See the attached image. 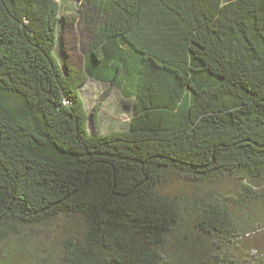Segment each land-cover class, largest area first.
I'll return each mask as SVG.
<instances>
[{"label": "trees", "instance_id": "16d2710c", "mask_svg": "<svg viewBox=\"0 0 264 264\" xmlns=\"http://www.w3.org/2000/svg\"><path fill=\"white\" fill-rule=\"evenodd\" d=\"M93 80L124 97L126 126L102 130L106 98L91 110L85 98ZM170 174L234 177L240 203L264 207V0H0L4 263L19 249L51 264L34 243L78 217L86 229L59 264H170L185 221L218 240L206 264H242L227 252L252 233L249 216L239 227L212 191L170 195Z\"/></svg>", "mask_w": 264, "mask_h": 264}, {"label": "rangeland", "instance_id": "374dc122", "mask_svg": "<svg viewBox=\"0 0 264 264\" xmlns=\"http://www.w3.org/2000/svg\"><path fill=\"white\" fill-rule=\"evenodd\" d=\"M105 88V85L101 82L94 80L88 82L85 90L88 109L91 110L96 103L101 101L100 99L106 98L104 102L101 101L104 104L101 109L102 130L110 131L112 128L116 129L118 125H120L119 128L126 126L131 119V113L129 110H122L124 97L116 91L110 93V95H105ZM222 178L220 181L192 183L177 174H170L164 190L170 195L184 199L187 204L193 202L194 198L203 202V198L206 199V195L212 191L213 196L221 197L223 200L220 201H225L227 205L234 209L239 227L244 224L243 220L245 218L247 220L248 216L252 221L254 220L253 222L250 220L249 223L251 225L249 230L253 228L252 233H245L244 236L239 237L235 243L230 244L231 249L228 250L229 253L227 252L230 255L235 253L236 256H239L240 262L245 264V260L255 258L264 251V228L262 229L264 225V207L254 205L248 208L247 203H240V201L244 202V199H246L244 190L236 183L234 177L225 176ZM254 188L264 194V181L254 186ZM262 202L264 203V198ZM84 229H86L85 223L78 217L71 218L66 222L56 220L41 236L42 240H38L34 243V246L39 249L38 252L41 257L49 258L51 264H59L62 243ZM48 237H50L49 240H45ZM218 245V240H206L203 237V231L196 224L194 226L192 222L185 221L169 236L167 245L169 256L168 258L165 256V259L170 260V264H206L212 259L213 255L220 251V249H217ZM15 251L16 264L40 263V260L34 259L31 253L19 249ZM3 260L0 257L1 264H5Z\"/></svg>", "mask_w": 264, "mask_h": 264}]
</instances>
